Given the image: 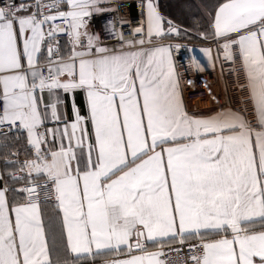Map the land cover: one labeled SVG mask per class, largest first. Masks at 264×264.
Instances as JSON below:
<instances>
[{
	"label": "snow or ice",
	"instance_id": "1",
	"mask_svg": "<svg viewBox=\"0 0 264 264\" xmlns=\"http://www.w3.org/2000/svg\"><path fill=\"white\" fill-rule=\"evenodd\" d=\"M104 3L0 6V128L26 130L34 150L24 175L11 173L27 186L0 187V264H170L161 242L171 250L177 240L188 244L183 264H264V0H218L208 14L216 55L238 65L251 112L206 116L187 110L179 45L144 46L166 34L151 0L140 39L107 22L118 47L87 30ZM42 191L55 193L47 219Z\"/></svg>",
	"mask_w": 264,
	"mask_h": 264
},
{
	"label": "crops",
	"instance_id": "2",
	"mask_svg": "<svg viewBox=\"0 0 264 264\" xmlns=\"http://www.w3.org/2000/svg\"><path fill=\"white\" fill-rule=\"evenodd\" d=\"M119 0H105L104 7L106 9L113 6ZM151 2L156 6L157 10V2L156 0H151ZM148 0L145 2L143 7V17L146 20V5ZM136 8V7H135ZM160 12V11H159ZM161 14V13H160ZM162 16V14H161ZM163 17V16H162ZM164 18V17H163ZM163 28L165 29V33L167 31L166 20L164 19ZM58 40V39H57ZM67 40L68 38L59 39L62 45V51H67ZM171 38L167 36V34L162 37H154L152 39L151 45L146 47H151L153 45L158 44H171ZM210 42V43H209ZM205 49H211L212 56L209 58ZM192 53V63L185 70V72L189 73H197L202 71H211L218 70L220 73V81L218 84L214 85L211 89V98L208 101L201 102L200 104H190L185 95V90L181 80V70L177 68L175 65V70L180 83V90L186 104L187 110L191 114L197 115H211L215 111H221L223 108H232V109H245L251 112L250 105L245 103L247 98V93L243 91L240 87L242 83H244L242 75L236 71L238 65L232 64L230 61L223 59L221 54L220 57H217L218 47L215 42V38L210 34L208 39H205L201 44H194L191 49ZM193 56H195V61L199 62L200 67L198 68L196 62L193 60ZM174 60V57H173ZM175 63V61H174ZM77 103L81 107V114L87 115L86 105L84 102L83 94L77 96ZM69 120L73 119L74 116L69 114ZM51 120L47 121L45 126L49 129H56L62 127V125H52ZM48 138L52 139V134L49 133ZM58 146V145H56ZM56 146H53L55 148ZM15 153H19L16 155ZM34 150L30 145L27 144V132L22 129V132L14 134L8 138H4L0 140V187H3L4 184H9L10 186L16 184L17 181H13L9 175L10 172L15 170H19L22 167L21 160L33 159L34 158ZM27 180V179H26ZM42 209L47 219L50 215H55L57 212L56 202L42 204ZM163 245H167L168 241H162ZM180 243L179 240L172 242V244ZM156 245H150L149 250H155ZM70 259L75 258V254H72ZM89 260L91 257L88 258ZM75 264H83L82 259L75 260ZM96 264H103V258L97 257Z\"/></svg>",
	"mask_w": 264,
	"mask_h": 264
},
{
	"label": "built area",
	"instance_id": "3",
	"mask_svg": "<svg viewBox=\"0 0 264 264\" xmlns=\"http://www.w3.org/2000/svg\"><path fill=\"white\" fill-rule=\"evenodd\" d=\"M147 0H119L113 6L107 9V14H95L91 19L88 20V31L89 33L96 32L100 33L101 38L104 42L109 46H117L118 44L115 43V33L111 32V25H109L108 21L115 22V28L117 32H122L125 38H135L140 39V36H137L135 33V29L137 27L142 26L145 23V19L143 17V7ZM11 2V0H0V6H5L6 3ZM47 3V0H45ZM134 5L137 10V15H133L131 6ZM48 11V9H46ZM56 24H62L60 20L56 21ZM67 38L64 34H60L56 37V39H63ZM146 40L145 47L151 45L148 43L147 36L143 37ZM204 41H190L185 39L173 38L171 39V45H179L178 48H173V57L175 61V65L179 70H181V80L185 90L186 99L191 104L192 96L191 94H195L199 91L204 92L207 94L208 99L211 98V88L210 86L216 85L220 81V73L218 70H211V71H202L197 73H189L185 72V70L191 65L192 63V46L194 44H201ZM210 43V42H209ZM56 123L53 121L52 125ZM44 128H41L43 131ZM0 131L7 133L6 136L0 135V140L4 138H8L14 134L22 132V129H15L11 132L7 131V128H0ZM24 160H21V163ZM11 173H15L18 176L24 175L19 170H15L10 172L9 175L11 177ZM15 186L16 188H22L27 186V180L21 179L19 183L11 185ZM47 194L51 197V200L48 203L55 202V193L54 192H41V197L43 199L44 195ZM173 249H169L168 244L164 245L161 249L164 251L165 256L162 257L167 259L170 264H183L184 260L186 259L187 254L189 253L188 244L184 243H176L172 244ZM175 249H178L175 250Z\"/></svg>",
	"mask_w": 264,
	"mask_h": 264
},
{
	"label": "trees",
	"instance_id": "4",
	"mask_svg": "<svg viewBox=\"0 0 264 264\" xmlns=\"http://www.w3.org/2000/svg\"><path fill=\"white\" fill-rule=\"evenodd\" d=\"M156 2L160 13L166 20V34L169 38L194 42L208 39L211 34V29L208 26V14L212 12L218 0H156ZM131 10L133 15H137L134 5L131 6ZM168 21L172 22L171 25ZM172 26L179 29V35L168 33V29ZM202 33L206 35H202Z\"/></svg>",
	"mask_w": 264,
	"mask_h": 264
},
{
	"label": "rangeland",
	"instance_id": "5",
	"mask_svg": "<svg viewBox=\"0 0 264 264\" xmlns=\"http://www.w3.org/2000/svg\"><path fill=\"white\" fill-rule=\"evenodd\" d=\"M191 95H195V96H192V99L190 100L191 104H200L201 102H204L206 100L208 101V96H207V94H204V92L199 91V92H197L195 94H191Z\"/></svg>",
	"mask_w": 264,
	"mask_h": 264
},
{
	"label": "bare ground",
	"instance_id": "6",
	"mask_svg": "<svg viewBox=\"0 0 264 264\" xmlns=\"http://www.w3.org/2000/svg\"><path fill=\"white\" fill-rule=\"evenodd\" d=\"M213 86H214V85L210 86V88L212 89Z\"/></svg>",
	"mask_w": 264,
	"mask_h": 264
}]
</instances>
